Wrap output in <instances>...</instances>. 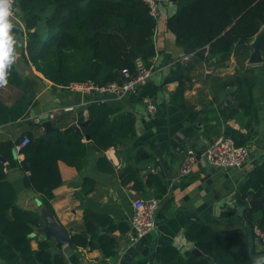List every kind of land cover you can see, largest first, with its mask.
I'll use <instances>...</instances> for the list:
<instances>
[{
	"label": "crops",
	"instance_id": "obj_1",
	"mask_svg": "<svg viewBox=\"0 0 264 264\" xmlns=\"http://www.w3.org/2000/svg\"><path fill=\"white\" fill-rule=\"evenodd\" d=\"M176 4L177 0H159L152 37L154 54L146 61L152 70L147 86L156 91L151 96L157 106L152 117L146 114L136 97L118 99L109 93L62 90L46 80L27 58L26 31L21 17L10 20L13 24L10 34L17 42L16 52L19 53L12 65L20 78L29 82L27 87L33 88L34 97L27 101L23 118L0 124V141L15 140L24 132L42 135L45 121L57 130L78 124L77 113L82 111L87 119L86 107L91 102L104 103L134 118L133 130L117 144L103 150L89 144L81 171L61 161L57 164L61 185L52 191L50 200L57 223L69 236L84 233L87 222L83 214L87 211L98 217L89 220L94 229L93 238L88 235L89 244H97L104 235L112 237L116 243L111 258H104L98 247L71 248L72 253L64 255L67 264H166L155 257L161 247H173L182 257L197 249L185 237V230L191 225L206 224L217 233L245 229V222L241 220L243 208L236 204L234 194L248 173L264 163V69L262 63L248 61L253 39L245 51L235 47L223 60L217 56L207 57V53L201 57L179 46L167 28ZM184 57L188 60L183 61ZM21 95L14 86L0 87V101L7 106L13 105ZM69 106L74 109L64 110ZM222 132H233L248 147L245 162L240 167L226 169L203 162L188 175L179 176L184 156L189 151L196 155L201 153ZM15 156L18 161L23 159L18 153ZM128 169L137 170L143 184L141 189L135 188L133 181L122 183ZM5 175L14 189L15 205L39 217L46 209L41 205V196L24 186L25 173L15 167L6 168ZM150 175L159 179L165 187L164 193H159L153 181L148 183ZM85 180L93 182L92 190L87 193L83 191ZM151 197L159 201L156 225L151 233L130 242L126 232L109 231L106 219L129 230L132 202ZM98 228L107 232L99 233ZM250 228L251 258L259 259L264 257V244ZM244 233L243 244L247 249L246 230ZM30 237V247L36 250L38 243L48 236L36 229ZM48 238L52 243L51 253L58 250Z\"/></svg>",
	"mask_w": 264,
	"mask_h": 264
},
{
	"label": "trees",
	"instance_id": "obj_2",
	"mask_svg": "<svg viewBox=\"0 0 264 264\" xmlns=\"http://www.w3.org/2000/svg\"><path fill=\"white\" fill-rule=\"evenodd\" d=\"M16 9L26 31L28 60L39 74L62 90L86 81L103 86L115 79L118 69L132 68L136 57L146 62L154 54L156 21L141 0H16ZM263 25L264 0H177L176 11L167 21L179 46L201 57L207 53V57L217 56L220 60L228 58L235 47L245 51ZM7 80L22 95L11 106L0 101V124L23 118L27 101L34 97L33 88L27 87L29 82L20 78L13 65L9 66ZM155 92L153 87L146 86L133 97L142 101ZM86 111L87 119L82 111L76 119L79 125L85 123V131L79 125L68 126L51 130L45 137L24 132L15 140L0 141V157L4 160L0 161V264H67L64 255L51 253L48 237L38 243L36 250L31 249L30 236L40 220L37 214L15 205V192L6 180L5 169L18 167L24 172V186L38 193L42 207L53 214L52 191L61 185L58 162L81 171L89 144L103 150L133 130V116L120 114L119 109L91 102ZM226 135L236 145H243L233 132ZM25 137L28 143L17 149ZM15 153L23 159L18 161ZM124 174L123 184L133 181L135 188H142L137 170L128 169ZM147 181H153L159 193L165 192L156 176H148ZM84 183L83 191H91L93 182ZM263 191L264 163L248 173L234 194L236 204L243 208L241 220L262 232L264 203L249 207L248 200L260 198ZM83 219L87 231L71 235L70 247H98L104 258L113 257L116 243L112 237L104 235L97 244H89L88 235L93 238L94 233L89 220L98 217L84 211ZM105 225L111 233L128 231L126 226L114 225L110 219H106ZM244 230L217 233L209 225L194 224L186 228L185 237L201 257H182L170 246L159 248L155 257L166 264H264V259L250 257L243 244Z\"/></svg>",
	"mask_w": 264,
	"mask_h": 264
},
{
	"label": "built area",
	"instance_id": "obj_3",
	"mask_svg": "<svg viewBox=\"0 0 264 264\" xmlns=\"http://www.w3.org/2000/svg\"><path fill=\"white\" fill-rule=\"evenodd\" d=\"M148 9V14L153 18H158L159 0H141ZM21 16L16 9V0H13V16L10 20H18ZM184 57L183 61H187ZM152 75L150 66L141 57H136L132 68H120L116 71L115 79L103 86H98L91 81L73 83L68 88L85 93H109L118 99L137 96L139 92L148 85ZM146 114L149 117L155 115L157 106L151 96H145L141 101ZM73 106L64 110L72 111ZM28 143V138H23L17 149ZM249 154L246 145H236L233 138L221 133L214 138L206 148L199 154L189 151L183 158L179 167V176L188 175L201 163H206L215 168L240 167ZM158 199L151 197L148 199H136L132 202V214L130 217V229L125 236L130 242H137L151 233L156 225L155 212L158 207ZM253 233L264 244V232L257 227L253 228Z\"/></svg>",
	"mask_w": 264,
	"mask_h": 264
},
{
	"label": "water",
	"instance_id": "obj_4",
	"mask_svg": "<svg viewBox=\"0 0 264 264\" xmlns=\"http://www.w3.org/2000/svg\"><path fill=\"white\" fill-rule=\"evenodd\" d=\"M263 26L260 28L259 32L254 36L253 41L250 43L251 54L248 59L250 64H259L263 62V53H264ZM78 125L79 124H73L72 127H76ZM79 126L83 128L85 131V126H86L85 123L80 124ZM42 127L44 128V133L42 134L43 137L47 136L48 132H50L51 130H57L51 126V123L49 121L43 122ZM86 140H88V136H86ZM0 161L3 162L4 160L0 157ZM263 203H264V191L259 199L248 200L249 207H255ZM39 220H40V225L37 228V232L50 237L54 242L55 246L58 248V250L52 251V254L69 256L72 253V249L69 245L70 236L67 233V231L57 223L53 214L48 210H43L39 215ZM244 226L247 235V249L251 257L250 250L252 248V232L250 226L247 223H244ZM98 230L99 233L107 232V230L104 228H98ZM192 253L197 256H202V254L197 249H194ZM259 259H264V257H261ZM259 259H254V260H259Z\"/></svg>",
	"mask_w": 264,
	"mask_h": 264
},
{
	"label": "clouds",
	"instance_id": "obj_5",
	"mask_svg": "<svg viewBox=\"0 0 264 264\" xmlns=\"http://www.w3.org/2000/svg\"><path fill=\"white\" fill-rule=\"evenodd\" d=\"M13 0H0V87L8 83L9 66L15 63L19 53L16 52L17 42L10 34L13 24Z\"/></svg>",
	"mask_w": 264,
	"mask_h": 264
}]
</instances>
